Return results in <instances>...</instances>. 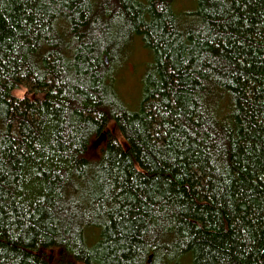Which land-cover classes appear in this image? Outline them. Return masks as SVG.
Masks as SVG:
<instances>
[{
    "label": "trees",
    "instance_id": "obj_1",
    "mask_svg": "<svg viewBox=\"0 0 264 264\" xmlns=\"http://www.w3.org/2000/svg\"><path fill=\"white\" fill-rule=\"evenodd\" d=\"M176 1L0 0V264H264V0Z\"/></svg>",
    "mask_w": 264,
    "mask_h": 264
},
{
    "label": "rangeland",
    "instance_id": "obj_2",
    "mask_svg": "<svg viewBox=\"0 0 264 264\" xmlns=\"http://www.w3.org/2000/svg\"><path fill=\"white\" fill-rule=\"evenodd\" d=\"M197 0H177L176 10L177 12H188V10L194 9ZM129 52L127 59H123V53L117 54V83L120 87L123 98L131 106L136 108L139 105L142 93H143V81L147 74L150 72V61L151 56L149 52L144 48L142 41H132V45L129 46ZM14 95L19 98L32 95L28 93V89L23 88L14 92ZM114 134L121 139L120 134L117 133L113 126H111ZM96 142V141H95ZM95 142L91 145L90 156H97L101 146L105 143L104 141L100 145H96ZM123 142V141H122ZM127 145L124 143V147ZM58 254V253H57ZM53 256V252H50V257Z\"/></svg>",
    "mask_w": 264,
    "mask_h": 264
},
{
    "label": "water",
    "instance_id": "obj_3",
    "mask_svg": "<svg viewBox=\"0 0 264 264\" xmlns=\"http://www.w3.org/2000/svg\"><path fill=\"white\" fill-rule=\"evenodd\" d=\"M106 139V135L102 134L95 142L96 145H100ZM152 258V257H151ZM151 262V259H150Z\"/></svg>",
    "mask_w": 264,
    "mask_h": 264
}]
</instances>
